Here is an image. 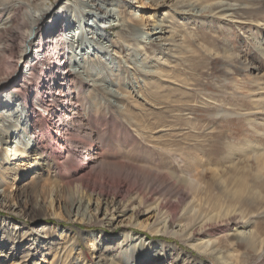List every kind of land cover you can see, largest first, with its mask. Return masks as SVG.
<instances>
[{
    "label": "rangeland",
    "instance_id": "374dc122",
    "mask_svg": "<svg viewBox=\"0 0 264 264\" xmlns=\"http://www.w3.org/2000/svg\"><path fill=\"white\" fill-rule=\"evenodd\" d=\"M176 1L182 0H133L126 9L116 2L100 5V14L111 22L106 34L116 41L122 58L115 60L109 47L103 61L92 58L87 63L89 84L75 76L63 82L60 78L67 73L55 70L56 82L66 92L75 87L74 100L83 102V122H75L74 128L66 125L71 130L68 138L83 145L77 146V157L66 152L57 162L33 155L25 162L22 157L12 162V167L16 162L22 168L39 163L46 190L19 201L22 212L0 211V220L27 233L24 241L5 247L0 239V254L8 255L0 264H226L201 250L209 241L229 258L228 264H264V135L256 127L264 119V31L256 27L264 25V0H192L199 16H187L186 24L180 23L184 17L175 21L180 38L175 59L151 50L145 58L143 50L127 47L124 30L138 29L147 47V33L156 28L153 21H166L174 14L160 7L169 2L176 6ZM86 3L88 11L98 5L96 0ZM212 3L229 10L212 13ZM58 56L53 55L50 64L59 63ZM156 57H163L168 66L154 68L151 60ZM72 67L68 71L79 69ZM156 71L158 77L152 75ZM43 82L40 89L50 95L52 83ZM52 93L56 101H47L59 110L64 94ZM80 153L88 155L84 169ZM121 168L129 171L128 179L122 180L130 192L125 200L144 199L167 212L177 207L168 227L165 216L157 221L145 213L137 219H127L128 214L116 225L96 222L97 197L76 184H62L76 173L75 180L89 172L119 178ZM30 174L10 193L29 183ZM135 221L139 229L126 225ZM172 223L189 228L178 235L166 233ZM128 233L138 239L125 245ZM143 254L152 258L143 262Z\"/></svg>",
    "mask_w": 264,
    "mask_h": 264
},
{
    "label": "bare ground",
    "instance_id": "6f19581e",
    "mask_svg": "<svg viewBox=\"0 0 264 264\" xmlns=\"http://www.w3.org/2000/svg\"><path fill=\"white\" fill-rule=\"evenodd\" d=\"M54 1L0 0V190L3 189L0 191V211L22 212L19 201L21 203L27 202L39 190H46L45 181H40L42 178L39 177L44 168L39 163L37 165L28 164L25 168H22L15 164L16 162L12 167V162L15 159L22 157L21 161L25 162V159L33 155L39 160L42 159L41 161L57 162L58 158L64 157L66 152L76 155L79 150L77 146L83 145L80 140L68 138V132L71 130L68 126L66 127L70 124L74 128L75 122H83L82 117L79 118L80 107L83 102L79 99L74 100L71 91L75 87L69 86L68 92H66L62 83L56 82L57 74L55 70H60L63 74L67 73L66 76L60 78L63 82H69L70 77L75 76L82 81V84H89L92 80H90L87 63L92 62V58L103 61L107 57L106 49L108 47L113 48L111 56L115 60L122 58L116 49L118 47L116 41H113L106 34L111 22L109 18L100 14V5L107 2H116V5L120 8L126 9L131 8L130 6L134 3L133 0H96L98 5L96 8L92 7L90 11H88L90 6L86 3L89 0H63L59 5L58 1L60 0ZM153 1L156 2V0ZM176 2V6L172 2H169L168 5H166L167 3L163 6L158 5V7L161 6L160 9L171 8L174 14H169L166 21H153L155 23L153 26L156 28H154V31L147 33L149 41L147 47H144L146 36L140 37L138 29L128 27L129 29L124 30L126 33L125 39L130 41L127 47L132 46L135 50H143L145 58L150 57L148 51L151 50L153 54L156 53L160 56L175 59V56L177 57L175 49L179 46L176 43L180 41L179 33H177L174 26L175 21L177 18L184 17L180 19V23L183 24L187 21V16H199L198 12L193 10L194 7H197L196 2L192 0ZM55 3H57V8ZM211 5L210 12L212 13L215 12L212 9L229 10L223 9L224 7L220 3H212ZM179 6L184 7L185 10L180 9L182 7ZM223 17L228 19L226 16ZM256 27L264 31V25ZM108 43H111V45H108ZM53 55H60L58 56L60 57L59 63H55V65L50 64V61H54ZM157 57L155 62L151 60L154 63V68L160 67V64L167 65L163 57L158 59ZM64 63L68 66H63ZM24 65H26V68H24ZM70 65H73L72 68L78 66L77 69H79L68 71ZM152 75L158 77V71ZM42 79H44L43 84L52 83L53 86L48 89L51 94H53L52 91L64 94L62 97L66 100L62 102L60 111L54 110L49 105L47 98L49 97L50 101H56L54 99L55 94L48 95L46 88L40 89ZM80 90H78V93ZM34 91L36 92L35 97H33ZM64 118H67V120ZM262 121L258 122L256 127L258 128L257 131L264 135V123L262 124ZM3 141H6L5 144L11 145V154L4 148ZM12 145L14 146L12 147ZM84 150H86V147H84ZM79 155L84 169L87 167L86 159H88V155L85 153ZM36 170H39V173L38 171L35 173ZM119 171L121 172L119 178L108 176V174L92 176L89 172V174L75 180L73 178L77 175L76 173L70 175V177L68 176L66 182H62V184L63 187L76 184L78 190L97 197V205L94 209L96 222L102 221L107 222L109 225H116L118 219L125 218L128 214L130 216L127 219H133L134 217L137 219L145 213L151 214L152 220L156 219L157 221L165 216L163 220L165 226L168 227V223L172 222L176 216L177 207L174 206L172 210L170 209L167 212L163 211L164 207L161 204H150L144 199L139 202L136 199L125 200L124 197L130 192L125 190V181L123 185L122 180H126L129 171L125 168H121ZM30 173L33 174L31 181L17 188L15 194L10 193L9 190L15 186L17 187L18 182H23L31 175ZM92 177H94L93 181H91ZM123 177L124 179H122ZM117 197L120 199L118 200ZM181 199H184L183 195H181ZM74 205V202H72V207ZM168 205L172 207V204ZM201 222L203 221H200L198 226H202ZM126 225L135 229L140 227V224L136 221L129 222ZM120 227L122 226L112 228L117 229ZM185 227L182 224L172 223V230L166 233L178 235V233H184L189 228L188 226ZM191 230H194V233L196 231L195 229ZM24 232L19 225L8 223L5 219L0 220V239L4 247L11 242L18 244L20 241H24L27 237V233ZM150 232L154 233L153 230ZM40 233H37L38 236L41 235ZM44 234L46 237L47 233ZM132 234H125V236L127 235L124 239L125 245L132 243L134 239H138L133 237ZM192 234L193 232L189 234V237ZM201 250L208 252L210 255L215 254L218 259L224 260L226 264L229 263V258L226 260L221 251L213 247L212 241L205 243ZM7 256L6 253H1L0 259ZM141 257L145 258L142 260L143 262L152 258L147 254H143Z\"/></svg>",
    "mask_w": 264,
    "mask_h": 264
}]
</instances>
